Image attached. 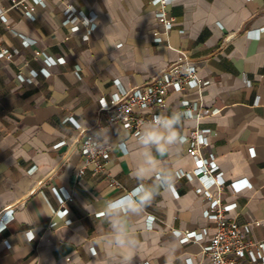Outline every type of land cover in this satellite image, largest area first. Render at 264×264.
Here are the masks:
<instances>
[{"label": "crops", "instance_id": "0c3cea01", "mask_svg": "<svg viewBox=\"0 0 264 264\" xmlns=\"http://www.w3.org/2000/svg\"><path fill=\"white\" fill-rule=\"evenodd\" d=\"M26 4L35 7L33 18L0 0V52L12 55L0 56V213L9 212L0 264H122L124 253L106 243L103 206L136 187L119 146L135 135L102 119L100 108L185 57L206 86L167 98L164 113H186V101L196 113L182 122L180 146L163 158L175 172L171 190L129 221L139 245L133 264L208 262L203 248L216 227L194 175L199 160L185 141L197 130L210 132L206 155L227 186L221 198L235 205L228 218L264 240V227L253 224L264 222V0H173L174 28L160 41L152 0ZM98 126L116 142L107 173L91 165L77 179L81 141ZM191 233L196 241H186Z\"/></svg>", "mask_w": 264, "mask_h": 264}, {"label": "built area", "instance_id": "2783aa9c", "mask_svg": "<svg viewBox=\"0 0 264 264\" xmlns=\"http://www.w3.org/2000/svg\"><path fill=\"white\" fill-rule=\"evenodd\" d=\"M27 0H11L12 9H22L25 14L33 18L35 7L26 4ZM38 2V0H36ZM173 0H152L158 7V26L153 31V36L160 41L163 35H167L174 28V21L167 16V7ZM2 20V13L0 14ZM36 57L41 52H36ZM0 56L7 60L12 59V55L7 51H1ZM206 86L204 80L198 75V68L192 61L185 57L181 62L169 66L159 77L150 81L144 86L133 88L125 93L115 95L108 102H104L100 108V117L106 119L108 123L120 124L125 130L134 135L140 125L147 120H151L154 115L164 113L168 107L167 98L172 92L186 93L189 89L201 91ZM186 105L187 116H193L196 111ZM101 127L90 129L86 132L85 138L81 141L80 154L84 157V163L77 168L75 177L81 178L86 169L93 165L96 172L107 173L106 166L111 160V152L116 146L115 140H108L107 143L93 149L89 145V137L95 135L99 137L101 132L97 131ZM209 131H195L190 139L189 154L199 160V166L194 175L199 178L205 186V193L209 200V207L205 212L206 218L214 221L216 232L211 237L210 243L203 248L204 255L208 262L202 264H244L249 260L251 264H264V240L256 241L250 234L249 225H241L229 219L227 214L235 205H227L221 198V194L227 190V186L222 174L214 160L206 155L205 149L209 146ZM193 175H189L192 177ZM113 185L121 186L119 182L113 181ZM211 187L218 189V194L210 192ZM69 198L68 202H73ZM62 205L65 201L61 202ZM9 212L0 213V230L6 223ZM152 221L155 219L151 217ZM257 227H264V222L255 221ZM199 236L195 233L187 234L186 241L197 240Z\"/></svg>", "mask_w": 264, "mask_h": 264}, {"label": "clouds", "instance_id": "9594fccd", "mask_svg": "<svg viewBox=\"0 0 264 264\" xmlns=\"http://www.w3.org/2000/svg\"><path fill=\"white\" fill-rule=\"evenodd\" d=\"M186 116L176 111L154 115L140 125L131 141L129 138L120 141L123 158L131 164L130 175L136 187L127 194L106 200L103 213L110 226V238L106 243L124 253L122 264H133L139 247L129 221L139 216L162 191L172 188L175 172L163 163V158L172 155L183 141L181 128ZM97 131L101 132L99 137L95 133L89 137L93 149L110 139L109 129Z\"/></svg>", "mask_w": 264, "mask_h": 264}]
</instances>
